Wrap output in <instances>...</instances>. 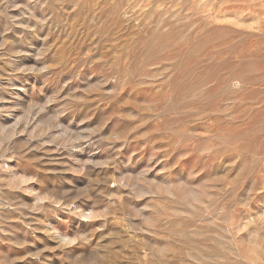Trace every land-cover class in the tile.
Returning <instances> with one entry per match:
<instances>
[{
    "label": "rangeland",
    "instance_id": "obj_1",
    "mask_svg": "<svg viewBox=\"0 0 264 264\" xmlns=\"http://www.w3.org/2000/svg\"><path fill=\"white\" fill-rule=\"evenodd\" d=\"M0 264H264V0H0Z\"/></svg>",
    "mask_w": 264,
    "mask_h": 264
}]
</instances>
